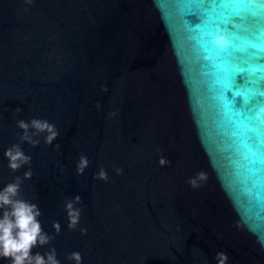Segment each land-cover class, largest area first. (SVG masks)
<instances>
[{"label":"water","instance_id":"95a60500","mask_svg":"<svg viewBox=\"0 0 264 264\" xmlns=\"http://www.w3.org/2000/svg\"><path fill=\"white\" fill-rule=\"evenodd\" d=\"M220 3L0 0V189L19 177L20 197L38 205L53 239L33 254L264 264V4ZM33 119L55 125L51 144L47 133L21 140L18 121ZM16 144L31 162L12 171ZM77 196L71 229L65 205Z\"/></svg>","mask_w":264,"mask_h":264},{"label":"clouds","instance_id":"9594fccd","mask_svg":"<svg viewBox=\"0 0 264 264\" xmlns=\"http://www.w3.org/2000/svg\"><path fill=\"white\" fill-rule=\"evenodd\" d=\"M29 3L32 0H28ZM217 46L223 48L229 43L226 35L215 38ZM260 71V67L252 66L248 69L249 76L255 75ZM259 120V116H257ZM261 123H264L262 121ZM18 127L23 130L24 135L22 141H27L36 145L39 140H33L32 137L41 133H47L45 142L51 144L59 135L55 125L50 124L47 120L33 119L30 122L24 120L18 121ZM30 129L34 130L30 134ZM250 151V150H249ZM254 154V153H253ZM5 156L9 161L8 167L12 171H17L25 164H30L31 157L25 155L21 147L16 144L8 148ZM165 160L161 159L160 164L164 165ZM88 161L85 157H81L78 165V172L83 173L87 167ZM117 173H121V169H116ZM31 178V171L24 174V179ZM99 179L107 181V173L101 169L98 174ZM199 180H207L204 173H200ZM193 186H198L196 180L190 181ZM22 180L17 177L14 182L8 183L0 189V260H7L9 264H61L57 257L55 248L41 254H33V248L43 247L51 242L53 237L44 232L39 217L41 211L37 204L32 203L20 197ZM80 197H76L75 201H69L65 205V210L69 218V228L75 229L79 223L81 211L75 207ZM56 234L60 233L59 223L53 225ZM76 264H82V257L79 252H73L68 257ZM219 264H226L227 256L219 254Z\"/></svg>","mask_w":264,"mask_h":264},{"label":"snow or ice","instance_id":"6c2138e0","mask_svg":"<svg viewBox=\"0 0 264 264\" xmlns=\"http://www.w3.org/2000/svg\"><path fill=\"white\" fill-rule=\"evenodd\" d=\"M258 4H264V0H221V3L218 5L221 8H232L235 10H240V9H247L251 10L254 12V9ZM217 6L214 4V7ZM197 15L200 16L201 20L205 19L208 17V13H196ZM239 11H235L232 13V16L238 15ZM223 16V14H221ZM227 23V20L224 21ZM213 32L209 31L207 33L208 37L212 34ZM208 46L210 45V42L207 41ZM210 47V46H209ZM225 86H230V81L225 85ZM256 131V128L254 125L249 124V133H254ZM251 138V136H250ZM250 152H252V147L251 145L249 146Z\"/></svg>","mask_w":264,"mask_h":264}]
</instances>
